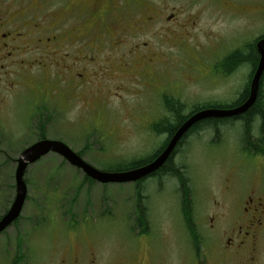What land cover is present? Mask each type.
Here are the masks:
<instances>
[{
  "label": "flooded vegetation",
  "instance_id": "obj_1",
  "mask_svg": "<svg viewBox=\"0 0 264 264\" xmlns=\"http://www.w3.org/2000/svg\"><path fill=\"white\" fill-rule=\"evenodd\" d=\"M128 1L138 2L139 13H119L115 9L116 0H0V78L6 81L11 70L24 62L22 56L50 52V58L53 59L51 65L54 67L51 74L53 83L50 88L47 80H41L39 75L40 86L36 95L56 97L64 107H68L73 101H82L83 96L89 98L91 103L86 104L88 105L108 99L119 90H127L128 95L132 92L130 85L133 76L138 74L159 86V79L164 77L165 70L170 71L171 66L166 51L163 58L157 53L160 51L153 46L155 42L136 41L130 46L128 43L138 34H149L151 39L157 40L159 49L165 44L172 45L175 41L186 38L187 51L191 57L192 50L216 51L214 75H218L217 79L213 83H203L200 86L213 90L219 83L223 90L217 96L203 94L201 89L187 94L184 85L176 96H169L164 92L153 93L148 100H143L149 106H155L153 119L149 126L138 127L137 131L163 134L166 146L174 133L168 128L163 129V124L172 122L171 119L175 118L169 107L182 106L181 112L186 114L185 96L188 105L193 108L216 105L233 107L247 98L249 87L245 96L240 95L244 86H249L250 75L248 73L247 76H241L237 70L250 64L251 74L253 73L259 58L255 44L261 35L253 39L258 55L253 67L249 62L250 50L244 39L236 43V46L231 42L229 45L227 40L214 41L211 37L206 44L193 40L197 21L192 20L191 25L184 24L185 11L182 4L156 3L148 6V0ZM236 1L238 3L224 1L222 6L227 11L234 7L242 13L252 12L243 9L240 0ZM199 4H205L210 9L209 15L248 22L244 18H229L208 3ZM140 12L142 19L134 21L132 17L138 16ZM162 35L167 41H160ZM190 41L196 44H193V48L190 47ZM217 43L223 45L215 47ZM235 52H239L240 57L234 61L232 56ZM42 69L46 71L45 68ZM57 74L65 78L61 87L55 78ZM187 78L184 75V79ZM259 94L261 97V89ZM134 95L137 96L135 93ZM196 95H202L205 100H196ZM223 119L240 124L242 134L251 136V128L249 132L246 131L247 121L243 117L221 120ZM157 125H162L161 132L154 130ZM251 127L252 131L257 129L253 139L259 137L261 118L258 114ZM190 133L192 130L188 132ZM185 139L186 137L178 142L170 156L171 165L165 164L146 178L133 182L137 193L133 224L140 237L137 238L135 247L128 249L123 260L109 261L103 258L98 246L100 235L90 232L86 217L83 221L76 222L78 214H63V220L56 221L53 230L43 234L36 233L37 222H33L32 229L28 228L26 232L16 227L22 223L21 213L10 226L0 231V264H164V256H157L158 252L151 245L154 236L148 235L153 228L149 220L150 196L145 190L148 186L157 189V193H166L168 187L163 183L168 178L173 180L176 187L170 193L177 196L180 225L185 232L187 256L181 264H264V154L254 153L243 142L242 148L258 158L252 177H237L235 180L227 178L217 195L207 197L198 204L193 199L186 173L183 181H176V176L170 172L171 166L180 165L176 158ZM87 181L91 183L93 180ZM10 205L8 202L0 203V219ZM198 209L201 214L197 212ZM68 219L73 220L70 226ZM61 224L66 227H56ZM44 247L49 253L41 256L39 252Z\"/></svg>",
  "mask_w": 264,
  "mask_h": 264
},
{
  "label": "rangeland",
  "instance_id": "obj_2",
  "mask_svg": "<svg viewBox=\"0 0 264 264\" xmlns=\"http://www.w3.org/2000/svg\"><path fill=\"white\" fill-rule=\"evenodd\" d=\"M148 1V6L156 3L182 4L185 11L184 24L191 25L192 20L197 21L193 40L200 44H206L211 37L214 41L227 40L229 45L231 42L236 46V43L244 39L250 49L253 39L264 33V0H240L243 9L252 11L246 13L239 12L234 7L229 11L223 8L224 1L238 3L236 0H168L171 2L166 3L160 0ZM199 3H208L229 18H244L248 22L209 15L210 9ZM115 9L121 14L139 13L138 2L128 0H116ZM132 19L140 21L141 12ZM164 40L167 41V38L162 35L160 41ZM136 41L155 42L153 46L163 58L166 51L171 66L170 71L165 70L164 77L159 79V86L138 74L133 76L130 85L132 92L128 95L127 90H119L108 99L88 105L86 104L91 103L89 98L83 96L82 101H73L68 107H64L56 97L36 95L40 86L39 75L41 80H47L50 88L53 83L51 74L54 67L51 65L53 59L50 58V52L22 56L24 62L11 70L7 80L0 78V203H11L15 194L16 159L27 145L41 137V133L47 138L64 141L95 167L115 170L119 165L125 167L132 160L149 156L164 139L163 134L153 131H137L138 127L150 125L155 111V106H149L143 100H148L153 93L164 92L166 95L176 96L184 85L187 94L199 89L203 94H221L223 87L219 83L213 90L200 86L217 79L218 75H214L216 51L192 50L193 58L187 51L186 38L177 40L172 45L165 44L164 49H159L157 40L151 39L149 34H138L128 41L129 46ZM189 44L193 48V41ZM222 45L217 43L214 46ZM248 69L250 70V64L241 66L237 73L247 76L251 72ZM184 75L188 76L186 80ZM55 78L59 82L58 86L64 85L63 75L57 74ZM195 99L205 100L202 95H196ZM261 99L264 104V80ZM184 101L187 103L184 112L187 113L192 106L188 105L187 96ZM143 102L144 104H140ZM226 122L195 129L185 139L176 158L186 169L193 199L198 204L207 197L217 195L227 178L245 179L254 174L258 158L242 148L246 140H242L244 135L241 125ZM254 134H257V129L252 131L251 127V138ZM24 178L28 191L27 200L21 214L22 223L16 225L23 232L28 228L32 229L33 222H37L36 233H49L56 221L63 220V214H78L76 222H81L86 217L90 232L100 235L98 246L105 260H123L128 249L135 247L140 235L136 234L138 229L133 224L137 198L133 183H88L79 169L69 165L55 153H48L29 165ZM164 180V186L168 187L166 193H157V189L148 186L145 190L150 196L149 220L153 228L148 235L154 236L151 245L158 252L155 253L157 256H164V264H181L187 256V250L185 232L180 225L177 196L170 193L176 187L171 178ZM115 212L118 214L115 215ZM197 212L201 214V210L198 209ZM67 223L70 226L73 220L68 219ZM61 226L66 227L62 224L56 227ZM10 233L9 230V235ZM39 253L46 256L49 251L44 247Z\"/></svg>",
  "mask_w": 264,
  "mask_h": 264
},
{
  "label": "water",
  "instance_id": "obj_3",
  "mask_svg": "<svg viewBox=\"0 0 264 264\" xmlns=\"http://www.w3.org/2000/svg\"><path fill=\"white\" fill-rule=\"evenodd\" d=\"M256 50L259 53V58L250 81L247 98L235 107H208L193 112L180 124L164 149L154 159L141 166L123 171L102 170L85 161L67 144L56 139L43 138L26 146L17 157V165L14 172L15 195L10 207L0 219V231L11 225L22 211L27 196V186L24 180L27 167L50 152L60 155L70 165L80 169L86 176L99 183L135 182L158 170L172 155L178 142L196 123L210 118H228L244 114L257 98L261 76L264 72V37H261L256 42Z\"/></svg>",
  "mask_w": 264,
  "mask_h": 264
},
{
  "label": "trees",
  "instance_id": "obj_4",
  "mask_svg": "<svg viewBox=\"0 0 264 264\" xmlns=\"http://www.w3.org/2000/svg\"><path fill=\"white\" fill-rule=\"evenodd\" d=\"M263 36H264V33L261 35V37H263ZM249 50H250L249 62L252 63L253 67H255L258 55H257V53H256V51L254 49V44L250 45V49ZM238 53L239 52H235L234 55L232 56V59L234 61L238 57H240V55ZM263 80H264V72H263L262 77H261V87H262ZM247 87L248 86L246 84L244 86V88H243V92L241 93L240 97L246 95ZM261 87L259 86L260 89H261ZM229 106L230 105H216L214 107H229ZM181 108H182V106L179 107V108L169 107L171 112L174 113V117L175 118L173 120L171 119L172 122L168 121L167 123L163 124V129L168 128L170 131L174 130L173 132H175V130L180 126V124L187 118V114H183L181 112ZM200 108H202V107H195L189 113H191L193 111H196V110H198ZM257 114L261 118V127H260V135H259V137L253 139V138H251L250 134H246V133L244 134V137H245V140H246V145L248 147H251L254 150V153L257 152V153L264 154V104L262 102L260 94L256 98L254 104L246 112H244V114H241V115H238V116H235V117H240V118L243 117V119H245L247 121V125L245 127H246V131L249 132L250 131L249 128H251L252 121L254 120V118H255V116ZM219 121H225V119H223V120H221V119H213V118L205 119V120H203L201 122H198L195 125H193L190 128V130H192V131L195 130V129L197 130L198 128H200L203 125H208V126L214 125V126H216L217 123H219ZM161 126L162 125L155 126L154 130H156L158 132H161ZM185 136L183 137V139L185 138ZM43 137H44V134L41 133V138H43ZM164 144H165V140L162 141L161 145L158 148H156V150L153 153H151L149 156L144 157V158H139V159L132 160V161L128 162L127 166H125V167H120L121 165H119V167L115 168V170H124V169L132 168V167H137V166H140V165L148 162L149 160H151L162 149ZM77 153L81 156V153H79L78 151H77ZM165 164H170L171 165L170 157L166 160V162L163 165H165ZM183 168H184L183 165H178L177 167H173V166L170 167V172L174 176H176L178 181H183V179H184V171L182 170Z\"/></svg>",
  "mask_w": 264,
  "mask_h": 264
},
{
  "label": "bare ground",
  "instance_id": "obj_5",
  "mask_svg": "<svg viewBox=\"0 0 264 264\" xmlns=\"http://www.w3.org/2000/svg\"><path fill=\"white\" fill-rule=\"evenodd\" d=\"M176 130H177V129H176ZM176 130H175V131H176ZM182 144H183V143H182Z\"/></svg>",
  "mask_w": 264,
  "mask_h": 264
}]
</instances>
